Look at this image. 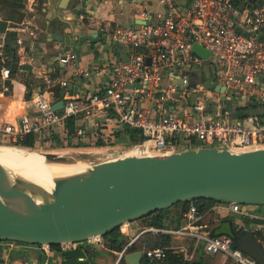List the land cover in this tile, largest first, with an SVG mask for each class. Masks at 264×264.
Listing matches in <instances>:
<instances>
[{
  "label": "built area",
  "instance_id": "obj_1",
  "mask_svg": "<svg viewBox=\"0 0 264 264\" xmlns=\"http://www.w3.org/2000/svg\"><path fill=\"white\" fill-rule=\"evenodd\" d=\"M148 1L157 2L161 11L145 17L142 25L113 34V39L127 49L128 57L110 65L109 81L100 91L84 95L66 90L63 108L55 111L52 109L55 101L48 89L55 84L66 89L68 84L45 78V88L32 98L34 113L21 115L15 124L0 128V144L16 143L27 135L39 142L56 131L67 140L65 120L82 115L84 118L112 117L124 130L135 131L140 142L129 141L124 148L144 146L147 156L198 147L234 152L264 148V118L246 116L244 112L241 117H235L230 107L233 91L248 107L256 102L257 107L264 108V0ZM33 6L35 0H30V12ZM32 20L30 16L17 30L27 35L30 47L37 29ZM23 39L16 37V45ZM194 43L209 53L208 58L192 51ZM0 56V86L8 90L7 82H11L14 73L6 65L10 58L2 53ZM74 58L73 54H66L60 61L68 63ZM208 80L223 86L224 91L212 90L216 95L207 97L205 90L209 88L205 82ZM86 134L85 128L75 127L77 139ZM94 136L100 137L98 133ZM225 204L230 212L249 216L247 205ZM200 218L197 208L190 204L183 215L181 229L151 227L148 230L191 236L195 242L191 252L183 250L187 260L193 258L197 245L202 243L204 251L211 255L221 253L231 257L235 264H257L234 248L229 237L210 236L208 231L193 232ZM85 242L104 244L99 236ZM81 243H61L58 249L60 252L75 250ZM131 243L118 253V260L126 255ZM39 246L46 251L51 248ZM165 254L166 249L161 247L142 251V256L150 259H161Z\"/></svg>",
  "mask_w": 264,
  "mask_h": 264
},
{
  "label": "water",
  "instance_id": "obj_2",
  "mask_svg": "<svg viewBox=\"0 0 264 264\" xmlns=\"http://www.w3.org/2000/svg\"><path fill=\"white\" fill-rule=\"evenodd\" d=\"M244 4L240 5V9ZM69 6L71 0H60L58 9L67 10ZM79 11L80 8L74 7L77 17ZM58 40L62 41V38ZM9 45L14 52L16 42L12 41ZM192 51L201 58L209 56L196 43L192 45ZM205 85L211 90L224 91L223 86L218 87L209 80ZM72 88L73 85L69 84L68 89ZM48 92L56 99L52 109H62L65 90L55 84ZM250 105L257 107L256 102ZM261 109L260 112H264ZM253 110L248 113L254 115ZM125 149L109 147L106 152H94L92 156L78 153V157L95 158L96 163L87 173L60 183L55 181L49 193L51 198L39 204L28 192L5 189L0 165V241L32 245L82 242L102 237L123 223H131L158 210L196 199L264 205V148L234 152L198 147L161 156L106 158L109 151ZM45 155L65 160V157L54 153ZM208 234L229 237L234 248L250 256L257 264H264V245L255 231H237L230 219H226ZM141 259V251L124 256L128 264H140Z\"/></svg>",
  "mask_w": 264,
  "mask_h": 264
},
{
  "label": "crops",
  "instance_id": "obj_3",
  "mask_svg": "<svg viewBox=\"0 0 264 264\" xmlns=\"http://www.w3.org/2000/svg\"><path fill=\"white\" fill-rule=\"evenodd\" d=\"M59 1L43 0L41 11L31 16L38 25L32 47L26 40L27 35L17 31L20 27L19 23L8 21L6 30L0 31V38L4 36L0 53H3L8 32L24 38L22 43L15 47L17 64L10 82L11 90L8 92L0 86V128L7 124H15L21 115L34 113L32 98L41 89H35L30 99H25L28 71L42 81L52 77L53 80L72 84V90H69L68 86L66 89L60 86L68 93L78 91L88 95L98 92L109 81L110 65L124 61L128 57L127 49L113 39V34L119 30L142 25L145 17L161 11L157 2L148 0H71V6L67 10L58 9ZM122 5H125L124 9ZM74 7L80 8L78 17ZM60 37L62 41L58 40ZM66 54H73L75 58L68 63H62L61 56ZM53 99L56 101L54 97ZM75 127L85 128L87 134L84 138L77 139L74 136L72 139L83 144L89 143L93 147H96L95 143L99 139L104 145L99 147L101 149L126 147L125 144L129 141L121 125L112 117L84 118L79 115ZM56 133L59 134L58 138L52 140L48 137L44 143L59 141L66 144L69 141L64 139L59 131ZM97 133L100 137L94 136ZM245 209L249 212V216L230 212L227 204L223 202L211 204L192 231L197 233L210 231L221 221L230 219L235 230L260 231L264 236V205L251 204ZM172 212L174 211L170 209L165 211L168 214ZM183 226L184 220L181 218L175 229H181ZM172 227L169 224L167 229H173ZM121 228L122 230L119 228L120 233L132 243L142 233L149 231L137 221L124 223ZM194 243L191 236L171 235V247L174 249L189 250ZM81 247H89V252L83 253V257H78L77 261H71L70 258L64 257L63 252L58 248H50L46 251L39 245L0 241V264L118 263L119 252L109 250L103 245H89L83 241L78 246ZM212 257L210 264H224L227 259V256L222 254Z\"/></svg>",
  "mask_w": 264,
  "mask_h": 264
},
{
  "label": "trees",
  "instance_id": "obj_4",
  "mask_svg": "<svg viewBox=\"0 0 264 264\" xmlns=\"http://www.w3.org/2000/svg\"><path fill=\"white\" fill-rule=\"evenodd\" d=\"M26 0H5V2L13 4L12 6L15 8H18L22 11L24 7V3ZM42 2L43 0H40V5L38 7V12L42 9ZM252 2V1H251ZM22 13H18L20 16H4L1 13L0 10V31L6 30L7 28V22L10 21L12 23H20L23 20ZM264 36V33L262 34ZM17 35L12 32H8L6 34V44L3 48V53L5 56H8L10 58V61L6 62V65H8L11 69V72L13 73L16 69L17 64V56L12 51L9 43L16 40ZM1 58V56H0ZM51 79H53L51 77ZM8 86V92L11 90V83L7 82ZM25 99H30L33 91L37 88L43 90L45 88V83L41 79H37L33 76V74L28 71L27 79L25 81ZM7 92V93H8ZM254 109L255 112L254 115H257L259 118H264V112H260V107L253 108L251 105L248 107V109ZM247 108L244 107H237L234 112L235 117H241L243 115V112H245ZM261 110H264L262 108ZM251 111V110H250ZM251 115V114H250ZM79 115L70 116L65 120V132L69 135L68 142H71L74 138V129L76 126V121L78 119ZM123 131L128 135L129 141L135 143L136 142V132L130 131V130H124ZM59 134L54 132L51 135H47L44 137L45 139H48L50 137L52 140H55L58 138ZM55 138V139H54ZM13 145H18L21 147H28V148H34L37 146V142L35 141L34 137L32 135H27L24 137L21 141H18L16 143H12ZM74 144V143H73ZM96 147L103 146L102 141L99 139L95 143ZM74 147H84V144L79 141L77 144L73 145ZM222 203L214 200H208V199H196L188 202H180L169 209L174 211L171 214L165 213L166 210H158L156 212H153L139 220H136L140 224H142L145 229L148 228H159V229H167L169 228V224H171L173 229L178 227L179 221L181 218H183V215L187 212L190 204H193L199 213V215L202 216L204 212L207 210L209 205L211 204H217ZM256 237L263 243L264 245V236L260 233V231L255 232ZM103 239V246L108 248L109 250L120 252L123 250L124 247L127 246L129 243L128 239L124 237L119 231V227L114 229L113 231L107 233L106 235L102 236ZM83 242V241H82ZM59 245H50L51 248H58ZM192 246V245H191ZM155 247H161L166 249V254L161 259H150L147 258L145 255L142 256L141 263L140 264H210L212 260V256H217L218 254L221 255V253L216 254H209L204 251L203 244L199 243L195 249L193 258L190 260H187L184 258V252L181 249H174L171 247V235L163 232H157L154 233L152 231H146L142 233L133 243H131L127 249L126 254L129 252H135V251H144L146 248H155ZM193 247V246H192ZM191 247V248H192ZM89 247H81L75 250L63 252L64 257L70 258L71 261H77L78 257H83V253L89 252ZM189 251V250H187ZM117 264H128L124 260V256L121 257L118 260ZM224 264H235L233 259L231 257L227 256V259L225 260Z\"/></svg>",
  "mask_w": 264,
  "mask_h": 264
},
{
  "label": "bare ground",
  "instance_id": "obj_5",
  "mask_svg": "<svg viewBox=\"0 0 264 264\" xmlns=\"http://www.w3.org/2000/svg\"><path fill=\"white\" fill-rule=\"evenodd\" d=\"M139 149L137 155L134 150ZM31 151V152H29ZM19 150L0 147V165L3 168L5 189H19L28 192L36 203L50 199L54 182H62L87 173L96 163L95 158L78 157L81 152L60 153L65 160L48 158L45 153L35 150ZM83 153V152H82ZM92 156L94 152H87ZM55 154V153H54ZM144 146H135L123 151H109L107 159L128 156H147Z\"/></svg>",
  "mask_w": 264,
  "mask_h": 264
},
{
  "label": "rangeland",
  "instance_id": "obj_6",
  "mask_svg": "<svg viewBox=\"0 0 264 264\" xmlns=\"http://www.w3.org/2000/svg\"><path fill=\"white\" fill-rule=\"evenodd\" d=\"M30 3V0H26L24 3V9H23V13L21 10H19L18 8L13 7L11 3L5 2V0H0V10L1 13L4 16H16L19 17L20 13H22L23 16V21H26V19L30 18V16L33 15V13L37 14L38 13V7L40 5V0H35V6H33V12H30V10H28V5ZM122 8H125V5H122ZM19 13V14H18ZM33 23L37 24L34 19L32 20ZM40 23V21H39ZM18 24V23H17ZM20 24V23H19ZM38 26V25H36ZM205 94L207 97H214L216 94L214 91L206 89L205 90ZM231 94L233 95V101L230 103V107L235 111V109L238 107H248V103L247 102H243L242 100H240V97L238 95H234V92L232 91ZM252 110L251 108L248 109L244 112L246 116L249 115V111ZM135 138L137 139L138 136L136 135ZM47 139H45L44 137L39 139V142H37V146H35L34 148H28V147H21L18 145H12V144H0V147H8V148H15V149H19V150H24V151H29V150H35V151H40L43 153H66V152H72V151H76V152H83V153H87V152H101L104 153L106 152L105 148H99V147H93L91 146L89 143H85L84 147H74L73 145L77 144L79 141L77 140H71V142H66L65 143H61L59 141L57 142H46L44 143V141H46ZM136 142H140V139H137ZM74 143V144H73ZM130 142L127 141L128 145ZM104 146V145H103ZM139 149H136L133 151L134 155L138 153ZM31 152V151H29ZM107 158V157H106ZM96 160V159H95ZM192 248L189 247V252H191Z\"/></svg>",
  "mask_w": 264,
  "mask_h": 264
}]
</instances>
